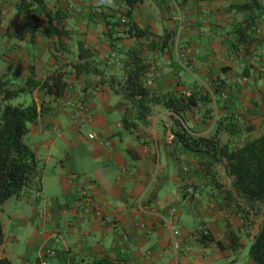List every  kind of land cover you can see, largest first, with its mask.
<instances>
[{
  "label": "crops",
  "instance_id": "obj_1",
  "mask_svg": "<svg viewBox=\"0 0 264 264\" xmlns=\"http://www.w3.org/2000/svg\"><path fill=\"white\" fill-rule=\"evenodd\" d=\"M46 1L50 8L65 7L69 11L65 23L69 50L59 54L36 25L20 21L18 11L7 12V0H0L3 16L15 18L0 22V46L5 42V48L12 46L15 50L10 51V56L4 55V61L22 69L25 78L31 74L32 66L39 79L67 61H90L105 78L123 75L121 62H109L114 53L110 47L113 38L102 15L112 13L113 8L125 12L121 0ZM16 3L12 0L11 6L17 9ZM156 15H161L158 20ZM132 17L156 36H165L176 26L180 30L170 52L151 49L152 57L158 58L159 69L152 82L156 92L176 88L184 94L211 92L208 69H226L222 78L233 89L228 97L211 92V101L200 102L184 113L183 124L192 134L210 137L221 117L228 126L251 122L264 127V19L258 24L259 45L257 49L252 45L249 49L256 50L249 54L245 44L234 43L233 34H227L235 18L225 1L144 0L134 8ZM122 36L115 40L117 47L148 49L143 40ZM120 58L123 61V56ZM187 58L189 68L183 63ZM68 69L71 71L72 66ZM67 78L69 86L62 98L42 96L45 110L24 137L42 169L20 197H11L2 204L12 202L13 207L8 220L2 222V256L14 264H37L41 259L50 264H93L103 257L128 264H180L188 261L186 255L192 253L194 241L199 244L207 236L205 232L212 241L206 245L211 248L199 244L203 256L209 249L221 257L223 250L242 247L239 238L244 221L236 211L232 181H220L218 177L225 174L224 169L217 165L205 169L193 152L176 144L171 130L174 112L156 106V115L149 117L148 125L126 129L122 119L132 120L134 112L101 84L99 77L76 76L71 71ZM37 95L33 98L41 104ZM78 102L85 103L92 115L86 131L74 122L72 106ZM209 108L212 112L207 114ZM230 131L236 134L219 132L223 142L232 147L247 142L243 138L240 141L241 134L235 130ZM91 132L96 133V139L88 137ZM56 148L60 149L57 154ZM49 166L52 170L47 171ZM166 218L174 222L176 229L182 225L179 240L186 251L174 249L172 232L164 225ZM13 220L18 223L7 234L6 226ZM251 263L254 264L252 260Z\"/></svg>",
  "mask_w": 264,
  "mask_h": 264
},
{
  "label": "trees",
  "instance_id": "obj_2",
  "mask_svg": "<svg viewBox=\"0 0 264 264\" xmlns=\"http://www.w3.org/2000/svg\"><path fill=\"white\" fill-rule=\"evenodd\" d=\"M199 1L207 3L214 0ZM221 1L227 2V9L235 18L233 29L227 34H233L234 43L236 41L239 45L245 44L246 52L255 53L257 45H259V42L256 41L261 34L258 24L264 19V0ZM143 2L144 0H121L126 11L120 19L116 16L120 11L118 8H113L112 13H102L104 21L109 27L108 34L113 38L110 47L115 50L114 58H109V62L111 61L112 64L121 62L123 75H112L105 78L103 71L90 61H79L56 66L45 77L39 79L35 76V68L32 66L31 74L25 78L21 85L15 87H9V80L6 78L10 75L6 74L5 79L0 80V205L11 197H20L30 183L39 176L42 169L36 153L24 142V137L29 133L31 125L45 110L42 100L41 104L35 102L34 94L37 93L41 97L50 96L56 100L62 98L69 86L67 74L73 71L76 76L91 74L99 77L101 84L108 86L113 94L121 97L135 114L132 120L123 117L122 123L126 129L135 128L138 124L148 125L149 117L156 106L174 112L176 115L172 116L173 127L171 130L176 144L186 151L193 152L195 158L205 169L209 170L218 164H223L226 173L234 177V188L247 207L244 209L241 202L237 200L236 211L241 215L242 220L246 221L249 218L250 211L256 213L264 206V132L243 144L232 147L229 142H222L219 137L220 131L231 132L224 117L218 120L219 125L216 126V131L210 137L195 136L183 124L184 113L188 109L197 107L200 102L211 101V92L213 94L221 93L223 98L228 97V94L232 92V85L222 78V73L226 72V69H214L213 66L208 69L211 92L184 94L180 93L178 88L167 92H156L152 83L147 84V77L153 66L157 65V57L146 59L136 46L117 47L115 38H123L122 35H126L125 39L148 40V46H151V49L158 47L161 52L169 51V48L174 45L180 32L177 26L172 31H166L165 36H156L149 28L140 27L133 19L134 8ZM16 6L23 21L36 25L52 48L61 55L69 50L65 40V36L68 34L65 23L70 14L65 7L50 8L46 0H17ZM236 18H240V20ZM157 37H159L158 40ZM252 45H255L256 49H249ZM86 56L89 55L86 54ZM122 56L123 61L120 58ZM183 63L186 68L190 67L189 58ZM69 65L72 66L71 71L68 69ZM8 72L14 76L17 74L15 71ZM24 94L32 96L31 103L18 105L11 103L13 99ZM211 112L212 110L209 108L207 114ZM3 238V223L0 220V246L3 243ZM233 241L235 243L237 240L233 239ZM217 244L222 247L220 241ZM249 258L254 264H264V218L261 230L250 245ZM0 264L14 263L7 256H2L0 252ZM93 264L128 263L103 257L97 259Z\"/></svg>",
  "mask_w": 264,
  "mask_h": 264
},
{
  "label": "rangeland",
  "instance_id": "obj_3",
  "mask_svg": "<svg viewBox=\"0 0 264 264\" xmlns=\"http://www.w3.org/2000/svg\"><path fill=\"white\" fill-rule=\"evenodd\" d=\"M7 2H8V7H7L8 9H5V10L7 12L9 10H12L13 12H17V9L15 7L11 6L12 0H7ZM5 10H4V12H5ZM123 15H124V12L119 11V13L116 16L118 17V19H120V18L123 17ZM159 16H161V15H156L155 16V17H157V20H158ZM2 17H3V13H2V10H0V22H4V21H8V20L9 21L15 20L14 16H12V15L11 16H7V17H3V18ZM19 20L23 21V17H20ZM158 24H159V27L161 28L159 30V32H161L162 26L160 25V23H158ZM166 24H167V20H166ZM182 25H183V23H182ZM118 37H120V36H118ZM119 39L120 38H117V39L115 38V40H119ZM143 43L147 44L148 40L143 39ZM7 44L8 43L2 42V44L0 46V55H1L0 56V80H4L6 74L7 75L11 74L8 71H15V72L18 71L16 76L10 75L9 77L6 78L7 80H9V87H15V86L21 85L24 82L25 77L22 76V74H23L22 69L19 71L18 70L19 67L15 66L13 63H8L6 60L4 61V59H3L4 55L10 56L9 55L10 51H12V52L15 51L12 48V46H11V48H8V49L5 48V45H7ZM147 45H149V44H147ZM129 47H131V46H129ZM147 48L148 49H144V50L142 49L143 51H141L140 54L143 57H145L146 59H150L152 57L151 46H148ZM178 49H179V47H178ZM113 52L115 53V50H113ZM168 52H170V51H168ZM111 55H113V54H111ZM69 59L73 60V56L70 55ZM68 63H72V61H69V62L67 61V64ZM110 63H112V62H110ZM159 63L161 65H168V64H162L161 62H159ZM8 67H10L11 69H9ZM19 72L21 73V75H20ZM118 76H120V75H118ZM41 98H42L41 96L38 97L39 100H41ZM32 99L33 98H32V96L30 94H24V95H21L18 98L13 99L11 101V103L13 105H18V104H21V103L29 104V103L32 102ZM116 101L117 100H114L113 102L116 104ZM152 115H151L152 118H154L156 114L152 113ZM117 116L120 117V115H117ZM238 123H240V122H238ZM233 127H235V126H232V125L229 126V128L231 130H235V132L241 134V135H238V137L240 138V141H241V138L246 139L248 141L252 137L254 138L255 136H258V135H260L261 133L264 132V127L263 126H258L257 124H253L251 122H249L248 124L245 123V122H242L239 126H237L236 129L233 128ZM82 129H83V131H86V128H82ZM223 132H225V131H223ZM225 134L232 136V134H236V133L230 134V133L226 132ZM223 135H224V133H223ZM25 141H26V143H28V139L27 138L25 139ZM221 141L223 142V140H221ZM245 142L246 141L244 140L243 143H245ZM55 151H56V154H57L60 151V149L56 148ZM217 167L225 170V167H224L223 164H218ZM49 170H52L51 166L48 167L47 171H49ZM218 179L220 181L228 182L230 184H231V181H232V183H234V177L229 176L226 173V170H225V174H220ZM235 193H236L237 200H239L241 202L242 207H244V209H246L247 207L245 206V202L240 196H238L236 189H235ZM12 212H13L12 202H7L3 206L0 205V220L2 222H6L8 220L9 214L12 213ZM263 218H264V206L260 210H258V212H256V213H255V211H250L249 212V218H247V220L243 222V229H244L243 234H241V236L239 238L241 240V245L240 246H242L239 249L240 251L236 250V249H233L231 247L229 249V251L228 250H223L224 252L222 253V255H220L221 257H219L217 254L210 253V249H209V252L206 251V255L203 256V253L200 250V249H202L200 247V245H204L206 247V245H208V243H210L212 241L211 237L208 236L209 235L208 232H205L207 234V236H205L204 238L199 240V244L200 245L196 241H194L195 245L193 247H191V252L192 253H189V254L186 255V259L188 261L187 262L186 261L185 262H181L180 264H185V263L186 264H252L251 263V259L249 258V248H250V245L252 244L251 243L252 240L255 239L256 235L261 230ZM16 221L17 220H13L12 222H10V224H8L6 226L7 234L9 233L10 230H15V227H16V225L18 223V221L17 222ZM198 225L199 224L197 223L196 226H198ZM196 226H195V228H191L192 232H194V230L196 229ZM177 227H178L179 231L183 230V227H182L181 224H178ZM206 248H211V247H206ZM186 250L187 249L185 247H183V245H182V247H181V249L179 251H181V252L183 251L184 252ZM186 253L187 252H185V254Z\"/></svg>",
  "mask_w": 264,
  "mask_h": 264
},
{
  "label": "built area",
  "instance_id": "obj_4",
  "mask_svg": "<svg viewBox=\"0 0 264 264\" xmlns=\"http://www.w3.org/2000/svg\"><path fill=\"white\" fill-rule=\"evenodd\" d=\"M124 22V19L122 20ZM114 58V55H112V59ZM158 66L155 65L152 68V71L150 72V74L147 77V84H151L154 79L156 78L157 72H158ZM168 67L165 66L164 67V71H167ZM73 108H74V122L75 124L80 128H85L90 122H91V118L92 115L90 114L89 108L85 103H80L78 102L77 104H73ZM216 116V115H215ZM88 137L92 140V139H96V133L95 132H91L89 133ZM192 192V189L189 188V193ZM49 204L51 205V201H49ZM172 212H174V209L171 210ZM164 225L166 227H168L171 232H172V244L174 249L178 250L181 247V242L179 240V235L180 232L178 229L175 228L174 226V222L171 219H165L164 221ZM50 254H54L55 251L54 250H49L48 251ZM37 264H50L49 262L41 259L39 260V262Z\"/></svg>",
  "mask_w": 264,
  "mask_h": 264
}]
</instances>
